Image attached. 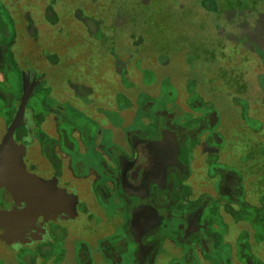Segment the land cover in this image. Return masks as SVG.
<instances>
[{
  "label": "flooded vegetation",
  "instance_id": "1",
  "mask_svg": "<svg viewBox=\"0 0 264 264\" xmlns=\"http://www.w3.org/2000/svg\"><path fill=\"white\" fill-rule=\"evenodd\" d=\"M213 2L209 0L207 5V0H192L196 7L217 12ZM73 3L76 6L81 2L67 6L73 7ZM20 4V0H0V37L18 36L21 28L28 36L38 34L30 10ZM81 12L88 16L89 11L82 8ZM49 13L58 16L51 2L44 12L47 22ZM5 22V26L15 24L14 32L4 27ZM220 37L226 45L232 40ZM18 38L11 42L19 51L12 56L17 65L12 79L1 64L0 50V179L13 183L24 173L36 175L56 186L63 201L47 221L38 220L25 232L24 243L0 237L2 244L17 253L26 247L41 246L38 255H45L51 250L49 243L63 233L67 240L71 237L80 243L81 259L86 264H95L96 257L115 264H264L255 251L261 245L255 225L252 254H245L250 243L241 242L249 236L243 228H247L250 218V214L240 216L243 201L237 197L239 189L243 192L244 166L240 165L237 172L230 170L217 176L219 191H211L212 161L224 153L223 138L213 139L219 133L213 131L220 123L218 113L200 109L205 105L199 100L161 102L154 96V83L145 78L151 71L147 65L137 64L131 74L126 60L123 62L119 56L124 65L118 69L115 65L114 74L123 88L115 93L118 98L124 97L127 105L112 104L107 112L115 118L109 115L101 119L105 121L103 126L95 115V81L90 74L88 79L74 76L66 80L62 75L55 78L51 68L55 67L53 57L59 62L58 54L45 50L40 59L39 54L32 55L21 47ZM82 89H88L87 96ZM129 89L135 90L133 96L127 93ZM186 90L189 94V88ZM172 105L182 109V117L169 110ZM98 110L105 112L106 108ZM95 123L99 124L96 129L90 127ZM206 194L215 197H204ZM213 203L224 207V217L239 220L235 239L220 230L227 226L224 217L218 221L212 218ZM14 205L11 189L0 186V210H10ZM112 205L115 215L106 218L118 221L124 232L102 240V251L100 247L101 252L96 250L99 255L95 256V223L100 222L97 217L101 212ZM254 206L251 218L255 224L264 216V193ZM25 207L24 202L18 204L19 209ZM119 215L125 222H120ZM85 232L90 235L80 236Z\"/></svg>",
  "mask_w": 264,
  "mask_h": 264
},
{
  "label": "rangeland",
  "instance_id": "2",
  "mask_svg": "<svg viewBox=\"0 0 264 264\" xmlns=\"http://www.w3.org/2000/svg\"><path fill=\"white\" fill-rule=\"evenodd\" d=\"M76 1L20 0V5L28 8L24 10H30L39 32L36 36H28L21 28L18 36H8V39L6 36L0 37V50H3L1 64L9 71V77L12 79L17 72L12 56L15 51H19L11 42L19 37L21 47L32 55L37 53L40 58L45 50L58 54L60 60L58 62V58L53 57L55 67L51 68L55 78L59 75L66 80L74 76L80 79L93 78L95 115L103 126L105 121L101 119L109 118V115L115 118L112 112H107L112 104L119 107L127 105L125 98H118L115 93L123 88L114 74L115 68L124 65L119 61V56L123 62L126 60L131 74L137 64L147 65L151 71L147 72L145 78L154 83L152 89L158 95L154 96L161 102L178 104L181 100L185 103L199 100L204 103L205 107L200 109H211L219 115V126L213 129L214 132L219 130V133L213 139L223 138L224 147L223 155L212 161L211 191H219L216 186L222 175L230 170L237 172L240 165L244 166V189L241 188L242 193L239 189L237 197L243 201L240 216L248 217L250 214V218L247 222L249 227L243 228L249 236H244L241 242L250 243V250H246L245 254H252L256 241L253 237L255 225L261 244L255 251L264 259V216H260V222L255 224L251 218L254 204L264 193V0H213L217 12L196 7L192 0H79L81 3L78 6L74 3L73 7L67 6ZM49 2L55 4L60 18L58 23V16L52 13L48 16L52 24L44 19ZM65 6L68 7L66 14ZM82 8L89 11L88 16L82 15ZM5 13L7 11L3 8L2 14ZM6 23L4 27L14 32L15 24L5 26ZM130 36H137L138 39L133 40ZM220 36L232 40L226 45ZM136 77L140 79L139 75ZM82 90V94L87 96L88 89ZM134 92L133 89L127 91L132 96ZM187 96L191 97L187 100ZM98 108L106 110L103 112ZM170 109L180 117L184 114L182 109L173 105ZM67 111L73 118L72 110L68 108ZM126 113L129 112L124 111ZM78 119L86 122L85 118ZM98 125L95 123L90 127L96 129ZM1 184L3 188V182ZM204 197L214 199L215 195L206 194ZM212 205V218L221 220L225 215L221 211L224 207L221 208V204ZM109 208L101 212L105 217L101 214V217H97L100 222L95 223V226L98 224L95 227V256L99 255L97 251H102V240L122 236L124 232L118 221L114 223L106 218V215H115L111 210L113 205ZM120 217V222H125V218ZM234 219L224 217L227 226L220 229L231 240L235 239L240 229L237 224L239 220ZM1 221L5 222L4 219ZM2 232L5 233V227H0ZM79 234L90 235L89 232ZM49 246L51 250L45 255H38L41 246L26 247L17 253L0 241V258L3 264H86L81 259L80 243L71 237L67 240L63 233ZM95 264L115 263L108 260L103 262L96 257Z\"/></svg>",
  "mask_w": 264,
  "mask_h": 264
},
{
  "label": "water",
  "instance_id": "3",
  "mask_svg": "<svg viewBox=\"0 0 264 264\" xmlns=\"http://www.w3.org/2000/svg\"><path fill=\"white\" fill-rule=\"evenodd\" d=\"M1 182L11 189L15 205L10 210H0V227H5L6 233V236L3 232L0 233V236L4 235L5 239L10 242L20 241L24 243L25 232L30 231L36 221H47L52 213L59 209V204L63 198L56 186L36 175L24 173L13 183H6L3 180ZM1 182L0 186L2 185ZM22 202L26 204V207L19 209L18 204ZM2 219L5 222H2Z\"/></svg>",
  "mask_w": 264,
  "mask_h": 264
}]
</instances>
